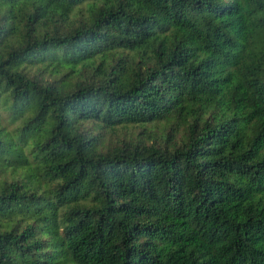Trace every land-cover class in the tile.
<instances>
[{
    "label": "trees",
    "instance_id": "1",
    "mask_svg": "<svg viewBox=\"0 0 264 264\" xmlns=\"http://www.w3.org/2000/svg\"><path fill=\"white\" fill-rule=\"evenodd\" d=\"M0 264H264V0H0Z\"/></svg>",
    "mask_w": 264,
    "mask_h": 264
}]
</instances>
